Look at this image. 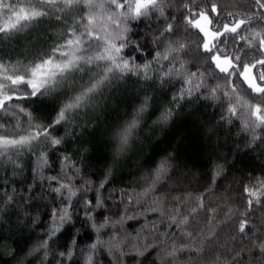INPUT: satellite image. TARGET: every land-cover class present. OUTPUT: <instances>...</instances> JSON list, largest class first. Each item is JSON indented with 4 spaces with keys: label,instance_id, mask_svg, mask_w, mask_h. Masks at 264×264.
<instances>
[{
    "label": "snow or ice",
    "instance_id": "1",
    "mask_svg": "<svg viewBox=\"0 0 264 264\" xmlns=\"http://www.w3.org/2000/svg\"><path fill=\"white\" fill-rule=\"evenodd\" d=\"M209 2L210 6L207 9H200L199 5H195L197 10L194 12L190 10L188 4H184L177 24L184 23L189 29H196L203 41L199 45L202 56L206 57L208 66L228 82L225 86L233 94L237 92L239 85L253 100L258 101L245 106L249 109L250 115L259 120L258 124L253 121L251 127L260 128L264 126L262 114L264 27L260 31L253 29L256 23L264 25V15L259 14L264 13V0H250L253 15L245 14L243 18L239 13L225 11L220 4L212 3L211 0ZM163 6V0H0V39H11L45 19L65 26L63 42L33 53L32 59L26 63L17 61L18 64H22L18 72L0 79V159L10 160L20 172H23V165H17L15 160H11L9 151L17 159L23 152L35 156L36 149L43 143L52 149V155L55 156L60 146L65 143L59 134L64 132L72 121L104 107L101 101H107L109 94L119 92L121 86L132 76L142 77L145 81L152 80L148 73L154 62L159 65L160 60L164 59L171 64L173 60L178 59V54L185 50L186 45L175 39L168 44L163 54L157 51V47L162 46L169 35L173 37L179 35L178 28L172 23H167L158 35L148 36L143 43L133 39L136 34L127 27L129 21L143 22L156 13L163 15ZM66 11L75 12V15L60 14ZM185 12L189 15H184ZM76 16H79V19H76ZM69 19L72 20L71 24L67 22ZM202 22H206L211 30L203 27ZM110 28L115 30L109 31ZM246 32L250 35H245ZM208 37H211L210 41ZM169 53L173 54L171 58ZM138 60L141 63H137ZM6 63L4 57L0 56V68ZM173 75L179 76L182 83L190 85L186 91L181 90L178 96L172 97L173 101L194 96L203 87L201 79L198 78L195 82L192 80V77H197V72L190 73L188 79L184 78L182 72H174L172 68L164 73L166 78ZM157 77L159 78L158 73ZM85 78L86 82L82 84L81 81ZM216 91L217 89H209L211 99L217 98ZM200 95L203 93L200 92ZM199 98L200 96H196V99ZM227 110L231 115L236 114L235 107H228ZM157 113L159 115L153 124L166 125L173 116L170 108L161 111L159 104L153 106L152 98L145 97L133 112L131 120L114 126L115 131L111 133L107 142L108 147L112 149L110 163L106 166L105 179L100 182L99 189H104L105 185L110 183L109 178L114 167H122L123 163L131 158L129 153L136 154L133 145L137 139L133 133L136 129L147 126L145 117L151 119ZM21 117L24 118L25 127L21 126ZM224 122L227 123L228 120L225 119ZM244 130H249L248 123H245ZM84 143L88 141L81 142L82 148ZM261 144H264V137L252 135L244 145L246 150L237 151L235 161L229 166L227 175H231L232 170L241 171L237 165L243 163L246 156L251 157L250 154ZM47 155V152H41L39 159L43 165L50 168ZM173 159L175 157L168 156L160 162L153 173L151 185L140 195H148L155 190L157 183L164 180L171 167L168 161ZM59 160L64 166H70L77 176L79 175L77 167L79 161H73L70 156H62ZM64 166L60 168L63 176L44 177L42 174L37 176L28 198L38 201L41 199L38 193L45 190V184H49L47 192L53 198L55 206H50L48 231L45 232L47 239L35 249L43 251L42 264H58L61 261H72V264H103L101 253L109 259V264H113V261L124 264L126 256H131L134 264H139L141 257L152 250L159 251L161 247L164 249L163 264H180L181 261L187 264H200L204 258L201 255L204 248L200 245V240L204 237L201 235L196 239L192 232H185L183 229L195 215L200 213L207 216L215 215L216 210L205 205L203 196H192L190 199L195 202V206L186 209L185 212L179 209L181 197L174 198L177 207L169 210L167 216L160 208L146 209L156 212L162 220H166L164 227L172 229L171 234L160 233L159 226L153 222L151 227L148 224L143 226L148 236L137 234L145 241L144 243H132L129 246L123 239L118 240L116 234H111L108 240L97 238L87 248L80 249L76 241L81 235V229L91 231L97 236L102 231L104 235H109L105 229L110 230L115 224H122L126 219L133 217L121 216L119 220L110 219L105 215L106 198H101L97 194L98 190L91 198H87L89 189L77 187ZM29 171L34 172L36 169L30 168ZM223 172V166L217 165L216 177ZM65 179L68 182H63ZM3 187L4 185L0 184V188ZM242 191L251 208L254 202L259 204L264 200V180H259L252 187L244 186ZM6 199L12 201L13 197L7 196ZM127 202L134 204L139 201L128 197ZM139 215H144V212H140ZM261 228H264V224ZM246 229L250 230V223L247 219H241L237 231L243 235ZM65 232L70 233V236L69 240L61 245L64 251L53 252L51 261H48L46 251L48 241L51 240L55 244ZM153 235L156 240L161 241L160 245L152 239ZM165 236L170 240L167 245L163 244ZM259 239L261 242L254 247L264 253V235ZM77 254L79 259L76 258Z\"/></svg>",
    "mask_w": 264,
    "mask_h": 264
},
{
    "label": "trees",
    "instance_id": "2",
    "mask_svg": "<svg viewBox=\"0 0 264 264\" xmlns=\"http://www.w3.org/2000/svg\"><path fill=\"white\" fill-rule=\"evenodd\" d=\"M211 2L220 4L227 12L239 13L242 18L245 14L253 15L250 0ZM184 4H188L192 12L197 10L195 5H199L200 9H207L210 6L209 0H163V15L156 13L143 22L127 23V27L136 34L133 39H138L141 43L145 42L148 36L158 35L167 23H172L178 28L179 35L175 37L169 35L163 45L157 47V51L163 54L168 44L175 39L186 45L185 50L178 54V59L173 60L171 64L164 59L160 60L159 65L154 62L148 73L152 80L145 81L142 77L132 76L121 86L119 92L111 93L107 101H101L104 107L72 121L66 126L65 131L59 134L65 143L60 146L55 156L52 155V149L43 143L36 149L35 156L23 152L17 159L9 151L11 160H15L17 165H23V172H20L10 160L0 159V184L4 185L0 188V264H42L43 251L35 249L47 239L45 232L48 231V217L51 207L55 206L53 198L47 192L49 184H45V190L38 193L41 196L38 201L28 198L37 176L41 174L44 177L63 176L60 168L64 165L59 160L62 156H70L73 161H79L78 176L70 166L64 167L77 187L89 189L87 198H91L97 190L101 198H106L105 215L114 220H119L121 216L133 217L126 219L122 224H115L110 230L105 229L109 235H104L102 231L97 236L91 231L81 229V235L76 241L80 249L87 248L97 238L108 240L111 234H116L118 240L123 239L129 246L132 243H144L145 241L137 234L148 236L143 226L148 224L151 227L153 222L159 226L160 233L171 234L173 230L164 227L167 221L162 220L156 212L146 209L157 207L164 210L167 216L169 210L177 207L174 198L181 197L179 209L185 212L186 209L195 206V202L190 199L192 196H203L205 205L216 210L215 215L207 216L204 213L195 215L183 229L185 232H192L196 239L201 235L204 237L200 240V245L204 248V253L201 254L204 258L200 264H264V253L254 247L261 242L259 237L264 235V228H261L264 224V200L259 204L254 202L249 208L242 191V188L249 186L253 180H264V144L256 147L255 152L250 154L251 157L246 156L244 162L237 165L241 171L232 170L231 175H227L229 166L235 161L237 151L246 150L244 145L251 136L264 137V126L255 129L251 127L253 121L258 124L259 120L251 116L245 106L258 101L253 100L239 85L237 92L233 94L225 86L228 82L208 66L207 59L202 56L199 47L203 41L196 29H189L184 23L177 24ZM60 14L74 16L75 12L66 11ZM184 15L187 16L189 13L185 12ZM76 19H79V16H76ZM67 22L71 24L72 20L69 19ZM262 27L264 25L256 23L253 30L260 31ZM244 34L250 35L247 32ZM64 35V25L45 19L11 39H0V56L7 62L0 68V79L18 72L22 64H18L17 61L22 63L30 61L33 53L63 42ZM172 55L169 53L170 58ZM137 63L141 61L138 60ZM169 68L174 72H182L185 79H188L190 73L197 72V77H192V80L193 82L198 78L202 80L203 87L200 92L203 95L197 92L194 96L173 101L172 97L178 96L181 90L186 91L190 85L182 83L177 75L166 78L164 73ZM86 79L81 83H85ZM209 89H217L216 99L210 98ZM196 96L200 98L196 99ZM145 97L152 98L153 106L159 104L161 111L170 108L173 116L166 125L153 124L159 113L153 115L151 119L145 117L147 126L138 128L133 133L137 139L133 145L136 154L129 153L131 158L126 160L122 167H114L109 178L110 183L106 184L104 189H99L100 182L105 179L106 166L110 163L112 149L108 147L107 142L111 133L115 131L114 126L131 120L133 112ZM228 107H235L236 114L231 115ZM225 119L228 120L227 123L224 122ZM245 123L249 124L248 131L244 130ZM77 124L80 126L77 127ZM21 126H26L23 117ZM84 141L88 143H84L82 148L81 142ZM41 152L48 153L47 163L50 168L40 161ZM168 156L175 159L168 161L171 167L164 180L157 183L155 190L148 195H140L149 188L154 179V171ZM217 165L223 166L224 169L219 177H216ZM30 168L36 171L30 172ZM63 182L68 181L65 179ZM7 196L13 197V200L8 201ZM128 197L139 202L129 204ZM140 212H144V215H139ZM241 219H247L250 223V230L246 229L243 235L237 231ZM33 220L35 222H32ZM69 236L70 233L65 232L55 244L51 240L48 241L46 250L48 261H51L53 252L64 251L61 245L69 240ZM152 239L157 245L161 244L160 240L155 239V235ZM177 239L179 240V237ZM169 243L168 237H163V244ZM163 250L161 247L159 251H150L140 258L139 264H163ZM76 258L79 259V254ZM100 258L103 264H109V259L104 253L100 254ZM58 264H72V261H61ZM113 264L118 262L113 261ZM124 264H134L133 258L126 256ZM180 264L187 262L181 261Z\"/></svg>",
    "mask_w": 264,
    "mask_h": 264
},
{
    "label": "rangeland",
    "instance_id": "3",
    "mask_svg": "<svg viewBox=\"0 0 264 264\" xmlns=\"http://www.w3.org/2000/svg\"><path fill=\"white\" fill-rule=\"evenodd\" d=\"M202 26L205 27V28H208L209 30H211L209 28V26L207 25L206 22H202ZM209 41L211 40V37H208ZM259 180H262V179H258V180H253L250 184H249V187H252L254 184H256Z\"/></svg>",
    "mask_w": 264,
    "mask_h": 264
}]
</instances>
